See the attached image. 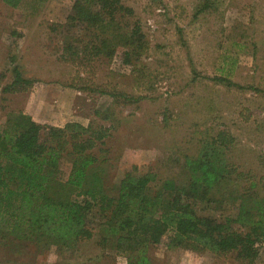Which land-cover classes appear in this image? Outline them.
<instances>
[{
  "label": "rangeland",
  "instance_id": "1",
  "mask_svg": "<svg viewBox=\"0 0 264 264\" xmlns=\"http://www.w3.org/2000/svg\"><path fill=\"white\" fill-rule=\"evenodd\" d=\"M73 1L23 0L10 8L0 0V127L16 111L53 127L112 126L88 172L102 179L111 198L133 167L161 179L179 174L184 155L197 157L201 143L218 131L235 138L227 154L234 168L255 181L264 175V0H121L148 42L135 66L119 55L65 59L59 32ZM13 66L35 82L25 92L1 93ZM95 110L108 120L95 118ZM102 235L96 230L69 250L0 240V263L127 264L125 255L100 245ZM165 243L146 251L151 264H241L234 254L169 250ZM255 264H264V245Z\"/></svg>",
  "mask_w": 264,
  "mask_h": 264
},
{
  "label": "trees",
  "instance_id": "2",
  "mask_svg": "<svg viewBox=\"0 0 264 264\" xmlns=\"http://www.w3.org/2000/svg\"><path fill=\"white\" fill-rule=\"evenodd\" d=\"M22 1L2 0L10 8ZM60 29L68 61L119 55L123 64L135 66L148 50L133 10L121 0H74ZM34 82L13 66L12 81L1 93L28 91ZM94 116L108 120L98 110ZM111 131L96 121L53 127L22 111L9 113L0 127V240L69 250L100 230V245L125 255L127 264H151L146 251L164 240L169 250L234 254L241 264H255L264 245V175L255 181L228 162L235 143L229 132L208 135L197 157L184 155L182 172L171 178L133 167L111 198L102 179L88 175L99 163L95 150Z\"/></svg>",
  "mask_w": 264,
  "mask_h": 264
}]
</instances>
